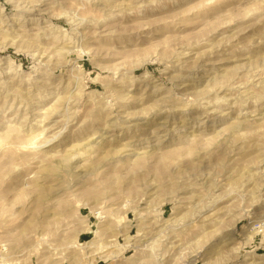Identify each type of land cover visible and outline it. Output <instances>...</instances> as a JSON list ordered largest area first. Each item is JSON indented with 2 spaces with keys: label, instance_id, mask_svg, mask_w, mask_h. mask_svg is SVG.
I'll return each instance as SVG.
<instances>
[{
  "label": "rangeland",
  "instance_id": "1",
  "mask_svg": "<svg viewBox=\"0 0 264 264\" xmlns=\"http://www.w3.org/2000/svg\"><path fill=\"white\" fill-rule=\"evenodd\" d=\"M0 264H264V0H0Z\"/></svg>",
  "mask_w": 264,
  "mask_h": 264
},
{
  "label": "bare ground",
  "instance_id": "2",
  "mask_svg": "<svg viewBox=\"0 0 264 264\" xmlns=\"http://www.w3.org/2000/svg\"><path fill=\"white\" fill-rule=\"evenodd\" d=\"M242 101V100H241ZM44 142V141H43ZM45 143V142H44ZM41 150V149H40ZM95 164V167H97L96 165V161L93 162ZM78 167V166H77ZM99 167V166H98ZM40 190H42V188H40ZM42 193V192H41Z\"/></svg>",
  "mask_w": 264,
  "mask_h": 264
}]
</instances>
